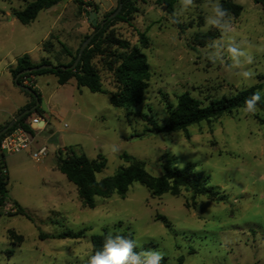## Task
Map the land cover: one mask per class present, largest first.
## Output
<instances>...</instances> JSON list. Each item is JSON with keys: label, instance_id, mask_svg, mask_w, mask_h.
Instances as JSON below:
<instances>
[{"label": "rangeland", "instance_id": "374dc122", "mask_svg": "<svg viewBox=\"0 0 264 264\" xmlns=\"http://www.w3.org/2000/svg\"><path fill=\"white\" fill-rule=\"evenodd\" d=\"M33 1L0 0V82L9 62L25 53L34 59L44 56L42 50L47 48L41 44L60 27H51L57 13L65 6L63 18L68 19L77 8L76 1L64 0L40 11L33 22L20 24L13 12ZM81 1L85 12H95L102 26L121 11L108 19L118 0ZM231 1L242 12L238 17L231 15L232 29L221 33L204 23L207 0H196L187 12L178 0L170 10L154 0H129L135 11L126 21L109 23L106 34L138 46L146 56L148 86L135 108H116L106 94L75 90L73 80L59 87L52 75L35 77L39 107L52 117L41 132H31L35 144L29 150L4 155L8 184L5 204L0 207V264H88L91 237L104 229L131 233L144 249L163 252L164 264H179V259L182 264H264V124L260 122L264 112L257 108L255 114H245L240 108L174 133H154L141 119L147 115L158 125L165 124L167 105L174 106L184 92L204 104L209 98L230 96L252 86L264 92V7L252 0ZM82 17L78 12L77 18ZM92 32L88 23L85 35ZM140 33L148 39L145 48L138 42ZM51 41L49 58L53 63H67ZM230 47L246 53L239 67ZM248 56L253 58L251 64H247ZM97 66L103 89L112 91L109 74L100 62ZM244 70L254 73L251 81L242 78ZM52 138L55 141L49 142ZM112 145L117 152L111 151ZM41 147L46 148V155L34 161L31 153ZM69 149L89 159L98 154L105 158V168L96 180L125 166L124 154L142 161L154 177L167 162L178 168L193 165L209 186L225 194L226 201L192 197L185 189L177 196L166 193L152 198L144 186L133 183L124 197H97L93 209L84 208L75 186L55 166L56 152L69 156ZM15 203L29 218L10 215ZM157 216L164 217L169 226ZM10 231L22 237L20 244L11 239ZM66 232H82L83 236L57 237Z\"/></svg>", "mask_w": 264, "mask_h": 264}, {"label": "trees", "instance_id": "16d2710c", "mask_svg": "<svg viewBox=\"0 0 264 264\" xmlns=\"http://www.w3.org/2000/svg\"><path fill=\"white\" fill-rule=\"evenodd\" d=\"M62 0H35L28 3L23 9L14 11L13 16L22 25H27L33 22L37 14L49 9ZM78 5V12L82 14L85 10L82 8L84 3L81 0H75ZM159 6H163L170 10L172 4L176 0H154ZM254 4L264 7V0H252ZM121 3L120 13L104 26L100 27L97 24L95 27H90L96 31L94 37L91 39L87 48L83 51L81 58L73 70H61V66H70L76 58L79 47L70 52L62 43L59 44L62 53L69 57V61L65 64L53 63L49 58V49H52L53 42L47 40L41 44L46 46L47 50L42 51L48 55L47 58L41 59L39 62H32L28 54H24L17 58L14 66L8 68L12 78L23 70L33 68L42 64H50L52 69H42L36 72L23 74L18 77L17 82L21 84L23 77H37L40 75H53L56 78L58 85H65L69 80L73 79L76 88H86L91 93H103L108 96L111 106L116 108L132 109L139 106L143 100L144 92L148 86L149 66L146 56L142 53L138 46L131 45L128 41L117 38L114 35L106 34V29L109 23L115 20L126 21L129 15L135 10L130 7L129 0H118ZM223 6L228 10L230 15L238 17L242 12V7L233 3L231 0H221ZM89 35H84L85 40ZM138 42L144 48L148 44V39L144 33L138 35ZM98 59V62H94ZM104 68L111 79L113 86L112 91L104 90L102 80L99 72L98 63ZM31 88L40 103V95ZM258 90L257 87L252 86L230 96H221L219 98H209L204 104L202 101L195 99L184 92L176 98L174 106L167 105V120L165 124L158 125L150 116L142 115L141 119L150 125V131L154 133H174L177 131L185 132L186 129L192 125H198L202 122H209L218 119L223 115L231 114L233 111L243 108L244 101L250 97L253 92ZM30 98V103L21 108L16 115L26 109L31 108L35 100L27 92H23ZM257 108L264 112V99L257 106ZM34 113H40L39 105L36 109L24 115L19 121L6 132H10L14 128L20 126L25 130L31 132L27 125V119ZM264 124V120L260 121ZM7 124L0 126L2 130ZM4 135V134H3ZM0 136V142L3 138ZM186 139L188 135L186 134ZM70 150L68 156L66 152L62 153L60 150L55 155V166L57 170L65 176V178L75 186L77 197L82 207L93 209L95 207V198H108L113 194L124 197L128 189L133 183H138L144 186L150 196L160 197L163 194H171L172 196L179 195L182 189L191 193L192 197L204 196L208 200L216 203L225 202L226 196L221 193L217 187L209 186L207 178L203 177L200 172H195L193 165H187L184 168H178L172 162H167L161 166L162 172L159 176H151L144 168V163L128 155H122L121 159L126 164L120 166L111 176L105 177L101 180H96V174L102 172L105 168V158L98 154L95 159H89L83 154H75ZM4 155L0 154V207L5 204L7 194L8 177L3 173L5 170ZM15 211L10 215H22L29 218L24 210L14 204ZM166 226L167 220L164 217L157 216ZM16 244L22 242V237L10 231ZM123 235L132 238L129 232H108L103 230L101 234L91 237V255L99 251L103 247V243L107 235ZM83 236L82 232L72 233L66 232L57 236L58 238H72L78 239ZM164 264V261H162ZM179 264H182V259H179Z\"/></svg>", "mask_w": 264, "mask_h": 264}, {"label": "clouds", "instance_id": "9594fccd", "mask_svg": "<svg viewBox=\"0 0 264 264\" xmlns=\"http://www.w3.org/2000/svg\"><path fill=\"white\" fill-rule=\"evenodd\" d=\"M181 9L187 12L196 6V0H178ZM208 12L204 16V23L209 28H214L221 33L230 31L233 27L232 18L228 10L223 6L221 0H207ZM172 23L176 24L175 13ZM235 66L239 67L240 57L246 55L245 51L239 47H230ZM253 58L248 56L247 64H251ZM242 78L245 81H251L254 73L249 70L242 72ZM264 92L256 90L253 94L246 98L241 111L245 114H255L257 106L261 103ZM112 152H117L115 145L111 146ZM139 249V251L137 250ZM164 253L157 249H144L142 244L135 239L123 235H107L101 250L96 251L88 258V264H162Z\"/></svg>", "mask_w": 264, "mask_h": 264}, {"label": "crops", "instance_id": "0c3cea01", "mask_svg": "<svg viewBox=\"0 0 264 264\" xmlns=\"http://www.w3.org/2000/svg\"><path fill=\"white\" fill-rule=\"evenodd\" d=\"M63 1L64 0H62L60 2H63ZM68 1L73 3V1H75V0H68ZM64 11H65V6L63 8H61V10L57 13V15L55 16L53 23L51 25V27L53 29H55V27L58 24H60V27H59V29H57V32H56L57 34L56 33L53 34L52 32L49 33L48 39H51L55 42L56 49H58V48L60 49V46H59V44H57V42L62 43L60 41L61 39L70 42L71 45L69 47L65 46V44H63V43L62 44L70 52H72L71 49L75 48V46L78 43V41L80 40V38H82L86 34V25L89 22L85 18L84 12H83L82 18H79V19L77 18L78 5H77V8H76L74 14L72 15V17H70L68 19L63 18L64 17L63 16ZM25 54H27V53H25ZM43 54H44V56L39 57L38 59H34L31 56H30V58H31L32 62L37 63L41 59L48 57V55L46 53L43 52ZM62 55L69 61V57L67 55H65L64 53H62ZM16 59H15V61H16ZM15 61L9 62L7 64V67H6L7 74L4 76L2 82H0V126L10 122L16 116V114L18 113V111L21 108H23L28 103H30V98L27 95H25L24 93H22L21 92L22 90H20L19 88H17L14 85L13 78L11 77V75L8 71L9 67L14 66ZM71 80H73V79H71ZM71 80H69L68 83H71ZM68 83H66L65 85H61V86L59 85V87H65ZM35 85H36V83H35V78H34L33 79V87H35ZM74 89L78 90L76 88L75 81H74ZM15 97H17L18 100H17V102L14 103L13 99ZM39 111H40L39 114L38 113L32 114L31 117H29L26 122H29V120L33 117H39V118H42L45 121V125H47V120H49V118L52 117L51 114L46 113L45 111L40 109V107H39ZM45 125H44V127H45ZM34 144H35V141H34L33 145Z\"/></svg>", "mask_w": 264, "mask_h": 264}, {"label": "built area", "instance_id": "2783aa9c", "mask_svg": "<svg viewBox=\"0 0 264 264\" xmlns=\"http://www.w3.org/2000/svg\"><path fill=\"white\" fill-rule=\"evenodd\" d=\"M31 78L23 77L21 85L26 87H30L31 85H33V80ZM40 123L41 125H39ZM27 125L29 126L31 132H41L44 128L45 121L42 118L33 117L29 120V122H27ZM31 132L18 126L10 132L5 133L0 142V154H19L21 152L29 150L33 146V143L35 141ZM45 155V147L38 148L31 153V157L34 161H39Z\"/></svg>", "mask_w": 264, "mask_h": 264}, {"label": "water", "instance_id": "95a60500", "mask_svg": "<svg viewBox=\"0 0 264 264\" xmlns=\"http://www.w3.org/2000/svg\"><path fill=\"white\" fill-rule=\"evenodd\" d=\"M121 7H122V5H121V3H119L118 7L116 8V10L114 12H112V14L108 17V19H111L112 17H115L118 14V12L120 11ZM84 16L87 19V21L91 24V26H93V27L96 26V24H97V20H96L97 19V14L95 12L86 11V12H84ZM102 25H103V23L100 24V27H102ZM95 33H96V31H93L85 40H83V42L79 46L76 58L73 61V63L70 66H61V67H59L61 70H73L76 67V65L78 64V62H79V60L81 58V55H82L83 51L87 48V46L89 45L91 39L94 37ZM52 68H53V66L50 65V64H42V65L35 66L33 68H30V69L23 70V71L19 72L15 78H13L14 85L17 88H19L20 90H22L23 92H27L28 94H30L34 98L35 103H34V105L31 108L26 109L23 112L19 113L10 122H8L7 125L2 130H0V136L5 134L14 125V123L19 121L24 115L33 112L36 109V107L39 105V101H38V99L36 97L35 92L31 88L19 84L17 82L18 77L23 75V74L36 72V71H39V70H42V69H52ZM39 125H41V123ZM52 141H55V138H52V139L49 140V142H52Z\"/></svg>", "mask_w": 264, "mask_h": 264}]
</instances>
